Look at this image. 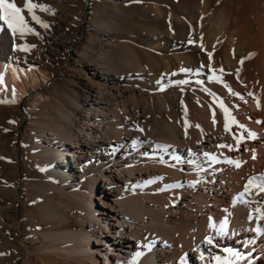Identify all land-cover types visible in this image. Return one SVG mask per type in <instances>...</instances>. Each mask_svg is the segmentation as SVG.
<instances>
[{
    "label": "bare ground",
    "instance_id": "bare-ground-1",
    "mask_svg": "<svg viewBox=\"0 0 264 264\" xmlns=\"http://www.w3.org/2000/svg\"><path fill=\"white\" fill-rule=\"evenodd\" d=\"M101 1L110 20L93 9L98 0L87 15L70 8L75 0H37L44 22L64 19L48 23L51 36L24 13L47 46L0 26V101L29 100L26 161L44 188L76 202L60 208L72 231L51 232L58 244L46 249L43 237L28 242L23 263L258 264L250 251L264 219L258 232L248 217L264 191L250 185L239 200L249 175L224 174L209 155L230 128L253 130L248 116L264 109L254 104L264 93V0ZM210 191L224 207L209 204ZM0 214L4 226L20 224L10 205Z\"/></svg>",
    "mask_w": 264,
    "mask_h": 264
},
{
    "label": "rangeland",
    "instance_id": "rangeland-1",
    "mask_svg": "<svg viewBox=\"0 0 264 264\" xmlns=\"http://www.w3.org/2000/svg\"><path fill=\"white\" fill-rule=\"evenodd\" d=\"M98 2L101 3L93 4V9L101 13L99 14L101 20H110V14L103 11L102 1L98 0ZM87 5L88 0H75L70 8L75 13L83 12L84 15H87L90 9ZM44 16L50 18L47 19L48 22L45 21L48 27L40 26L36 31L39 33L49 32L52 36L49 26L57 24L59 16L46 13ZM59 20L60 23H63L64 19L59 17ZM75 26H78L77 22ZM35 33L34 35L38 36L39 43L47 46L48 43ZM59 37L67 40L70 35L68 36L67 33L62 32ZM256 97L259 98L254 104L260 106V100L264 104V93L256 95ZM243 104L247 108L252 107L246 100ZM28 106L29 100L27 98H23L16 104L0 102V208H6L10 205L15 212L17 211L19 220L22 221V223L20 221V224L12 221L8 223V226H4L0 220V264H24L21 257L24 255L25 245L27 247L28 242L43 237V241L39 246L41 249H46L55 245V243L58 244L51 232H57V230L67 231L70 228V231H67L69 233L73 229L74 218L68 217L69 214L67 215L63 210H60L62 206H75L76 202L73 197L67 193L62 195L60 192H51L44 188L41 184L43 173L33 169L26 161L28 151L25 143H28L29 140L32 141L28 137L30 136L29 129H31L28 122ZM44 111L42 110L40 114L43 115ZM260 112L258 119H255L252 115L248 116V121L254 128H252L253 130L243 131L241 127L230 128L233 137L231 136V138L225 140L226 143L218 144L215 148L217 151L213 150L214 153L216 152L215 154L210 153L209 160L214 164L217 163L218 168L221 165L219 169L223 168L222 172L224 174L228 173V175L233 176L235 169L243 175H249V177L264 174V109H261ZM44 123L46 122L41 120L38 125ZM250 132H254L255 138L249 137ZM221 145H224V147H221ZM237 163H239V167L236 166ZM223 165L226 167L224 168ZM252 187L257 190L255 184ZM208 196L211 197L208 199L209 204L224 207L225 204L215 200L221 199V196H216V193L211 191L208 192ZM255 238L258 244L256 243V247L251 248L250 254L254 255L255 262L264 264V234L261 233L260 237L256 235ZM242 246L247 247V244L240 247ZM103 256V254L98 255V262H105L101 259Z\"/></svg>",
    "mask_w": 264,
    "mask_h": 264
},
{
    "label": "snow or ice",
    "instance_id": "snow-or-ice-1",
    "mask_svg": "<svg viewBox=\"0 0 264 264\" xmlns=\"http://www.w3.org/2000/svg\"><path fill=\"white\" fill-rule=\"evenodd\" d=\"M36 9L41 11H48L49 9L43 4L37 2V0H0V26L6 27L8 30L12 32L13 35H19L21 38L25 34L34 33V29L29 26L28 20L25 18L24 13L27 12V15L31 17V20L35 21L37 24H40L42 27H48V25L36 14ZM21 50L27 51L29 46L26 45H17ZM254 54H249V56ZM211 56V53H209ZM248 58V57H246ZM242 62V61H241ZM181 71L187 72L189 69H181ZM209 79H219L218 77L211 76ZM187 81H178L177 83L183 84ZM235 94V93H233ZM7 102V101H0ZM221 108L224 109L225 112V128L228 129L229 125L227 123L228 120V109L224 107L221 103ZM233 122L235 123V119L233 118ZM243 128V125H240ZM250 138H255L254 133H249ZM239 143V141H238ZM224 147V145H221ZM231 147V146H228ZM208 155V154H205ZM254 158V157H253ZM232 162V161H229ZM239 167V163L236 164ZM255 184L259 191H264V174H259L258 176L249 177L248 182L245 184L244 191L238 194V199L243 198L245 194L250 192V185ZM258 206L255 209H252V212L249 214V220L255 219L257 221V231H261V226L259 225V221L264 219V204H261L257 201ZM252 213H255L253 216ZM226 221L221 223V230L224 228V224ZM211 242V241H209ZM139 255V253H137ZM181 264H183V257L181 258Z\"/></svg>",
    "mask_w": 264,
    "mask_h": 264
}]
</instances>
